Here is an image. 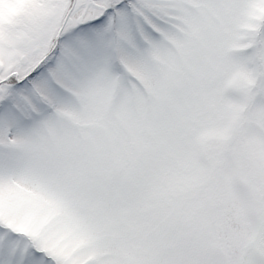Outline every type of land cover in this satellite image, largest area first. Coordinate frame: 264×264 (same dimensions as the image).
<instances>
[{
	"label": "snow or ice",
	"instance_id": "obj_1",
	"mask_svg": "<svg viewBox=\"0 0 264 264\" xmlns=\"http://www.w3.org/2000/svg\"><path fill=\"white\" fill-rule=\"evenodd\" d=\"M0 264H264V0H0Z\"/></svg>",
	"mask_w": 264,
	"mask_h": 264
}]
</instances>
